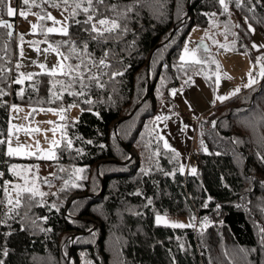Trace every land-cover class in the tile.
<instances>
[{"label":"trees","instance_id":"obj_1","mask_svg":"<svg viewBox=\"0 0 264 264\" xmlns=\"http://www.w3.org/2000/svg\"><path fill=\"white\" fill-rule=\"evenodd\" d=\"M226 3L227 12L218 0H105L118 11L132 5V11L124 18L99 6L127 31L117 30L106 43L89 41L88 51L97 59L109 52L111 67L103 69L104 87L93 85L82 96L68 91L61 95L60 85L53 89L54 79L66 81L60 74L38 72L20 84L12 79L19 50L16 17L7 16L6 5L0 3L1 20L10 19L13 25L0 27L3 264H264V77L200 117L195 174L179 170L182 155L164 146L156 120L161 104L172 101V90L192 86L197 74L214 84L217 64L212 59L181 67L182 48L193 26H227L230 51L264 57V45L253 48L249 30L251 25L264 37V0H243L240 7L235 0ZM36 5L30 10L40 15L64 8L45 0H36ZM18 7L29 10L22 0ZM85 18L82 12L76 17ZM50 21L39 20L36 35L52 46L67 41L69 37L44 31ZM69 25L77 46L89 39L82 31L87 25ZM60 51L67 55V45ZM114 72L122 75L113 77ZM75 90L80 91L79 85ZM13 104L81 108L78 120L66 125L49 172L40 180L43 197L24 193L14 198L5 188L13 159L6 153ZM9 197L19 198L20 205H9ZM162 213L190 215L191 225L157 224L155 216Z\"/></svg>","mask_w":264,"mask_h":264},{"label":"rangeland","instance_id":"obj_2","mask_svg":"<svg viewBox=\"0 0 264 264\" xmlns=\"http://www.w3.org/2000/svg\"><path fill=\"white\" fill-rule=\"evenodd\" d=\"M8 4L17 10V14L14 17H16L15 24L19 50L18 56L14 62V70L20 74L24 73L25 76H27V74L46 72L39 67L40 64H45L47 69L51 70L60 58L51 51L47 53L44 52V49L48 48L50 44L36 35L39 31V27L35 33L31 30V25L33 23L39 25V18L36 15L38 12L19 8L18 0H8ZM21 10L28 11L29 14L27 18L19 15ZM50 13L57 20L62 22L64 21V17L69 15L67 11L63 10H53ZM67 23L69 24V21ZM47 27H53L52 21L46 25V28ZM253 29L255 31L253 32L252 46L253 44L257 45L255 48L263 46L264 37L255 28ZM21 35H23V42H21L20 39ZM231 38L232 36L226 30H222L217 24L210 25L206 28L195 25L190 29L182 48L181 56L184 54V48L186 46L191 50L200 46L201 41H207L209 49L205 51V49L200 46L197 56L205 61L212 59L218 62L219 69L216 67L214 73L218 71L220 74L219 84L217 85L215 82V75L214 84L211 85L201 74H197L192 86L175 88L176 95H172V101L163 102L157 113V116H167L169 114L167 109L170 108L172 104H176L179 106L180 110L190 113V116L185 121L186 128L190 130L189 150L185 153V162H189V157H191L192 164L190 169L186 165L184 167L185 171L190 170L191 172L192 168L196 169V154H198L201 149L200 140L195 133L198 119L214 107L228 100L221 102L216 99V97L229 96L232 98L234 96L231 95V93L235 89L239 88V93H241L243 90L259 85L263 80V77L260 75V65L262 61L259 60V62H257L258 58H260L259 55L255 54V56H251L246 52L230 51L228 48L231 44ZM31 41L39 42L37 44L40 48L39 52L35 50V47L31 46L29 43ZM220 44L227 45V49L220 50ZM21 48L23 49L22 56L20 54ZM18 64L20 65L19 68L16 67ZM249 72H251L252 78L256 80V83L252 84L251 87H246L249 83ZM33 109H36V111L33 112ZM40 109L44 108H37L26 104H13L10 107L6 137V153H8L9 143L13 149L18 147L21 148L18 155L11 156L13 159L10 161L9 175L6 174L7 185L5 188L7 193L14 198L17 196V191L13 188L16 184L22 187L35 188L39 192L45 190V188L41 186L40 180L49 172V161L56 157V149L62 144L66 136V125L78 120L81 112V108L78 105L67 108H55L52 109L53 111H40ZM61 109H65L62 113L64 119H61V116L56 114ZM160 111L162 112L160 113ZM47 121H52L53 123L50 124L47 123ZM163 123V120L158 121L157 125L159 131L163 129ZM36 128H39L40 131H25V129ZM52 129H55V132H53ZM52 141L57 142L55 146L52 144ZM49 151L53 152L54 156H52V158H44ZM27 153H32L33 155H28ZM18 158L25 160H17ZM13 166H15V172L19 173V175L13 174ZM25 180L28 181L27 184H25ZM158 216L161 217L159 223L157 222ZM155 222L162 225L182 223L188 227L191 225V217L187 214L176 215L162 213L155 216Z\"/></svg>","mask_w":264,"mask_h":264},{"label":"snow or ice","instance_id":"obj_3","mask_svg":"<svg viewBox=\"0 0 264 264\" xmlns=\"http://www.w3.org/2000/svg\"><path fill=\"white\" fill-rule=\"evenodd\" d=\"M45 2H50L52 7H54V8H59V7H61V5H63L64 6L63 11H68V9L71 8V12L69 13L68 16L64 17L63 22L60 20H57L54 16L51 15V13H46L45 15H40L39 13L36 14L38 16L39 20H41V21H43L45 19L52 21L53 27H47L46 29H44V31L46 33H59L65 37H69V39L67 41L57 43L55 46H52L50 44L48 46V48L44 49V52L47 53V52L51 51V52L55 53L57 55V57H59L60 59H58L57 64L51 70H48L45 64H40L39 67L41 69H44L52 77H56L57 74H60L66 78V81L54 79L52 82V88L55 89L57 85H60V87L62 89V91L60 93L61 95H62L63 91H68L69 94L72 96L84 95V91L93 85L96 87H99V88H103L104 83L102 82L101 78L104 75H107V73L104 72L103 69H108L111 67V65L107 62L109 52L104 51L102 56L99 59H97L96 57L93 56V54L91 52L88 51L89 41H95L97 43H106L107 40L111 38L112 33L116 32L117 30L127 31V29L126 28L121 29V25L119 23V20L104 15L103 12H101V9L99 6H104V9L106 11H110L112 13H115L118 17L122 16L124 18H127V12L132 11V5H126L125 9L123 11H118L117 5H115V4L105 5V0H59V2H56V0H45ZM218 2L223 7V10L225 12H227L228 11V3H226V0H218ZM0 3L6 5L7 16L13 17L17 14V10L8 4V0H0ZM235 3L238 7H240L243 4V0H235ZM22 4L29 6V11H30V8L32 6H37L36 0H22ZM81 12L86 17L83 21L76 19V17L78 15H80ZM28 14H29L28 11L21 10L19 12V15L21 17H24V18H27ZM212 15H215V13H213ZM97 16H100L101 18L97 19ZM68 21H71L72 23L77 24V25H80V24L87 25L88 27H84L82 29V31L87 33L89 39L81 41L80 45L77 46L76 41L72 40L70 37V33H69L70 25L67 23ZM0 27L11 29L12 24L4 22V21H0ZM38 27H40V25L33 23L31 25L32 32L35 33ZM225 27L227 30V26H225ZM235 27H239V25H235ZM249 30L253 31V32L255 31L254 29H252L251 25H249ZM8 35L11 36L12 32L9 31ZM233 35H236V34L233 33ZM20 39H21V42H23V35H21ZM29 43L31 44V46L35 47V50L37 52L40 51V48L37 46V44L39 42L31 41ZM64 45H67V47H68V54L67 55L60 51V48ZM199 47L200 46H197V48L191 49V50L187 46L184 48V54L180 58L181 61L183 62L181 67H183L184 65H187L189 63L194 64V65H203V64L207 63V61L202 60L197 56V53L199 51ZM219 47L222 49H227L228 46L225 44H220ZM253 47L255 48V47H257V45L253 44ZM205 51H207L206 46H205ZM20 54H21V56L23 55V49L22 48H21ZM70 58L75 59L78 62L75 64L66 63V61H69ZM262 59H264V57L258 58L257 62H259V60H262ZM212 63H216L217 69H219L218 62L213 60ZM16 67L19 68L20 65L18 64ZM260 68H261L260 75L262 77H264V64H261ZM93 69H95V71H93ZM20 75H21V79H18L15 81L18 84L23 83L25 78L29 79V80L32 79V76H33V74H27V76H25L24 73H21ZM116 75H122V73H120V72L112 73L113 77ZM214 75L216 76L215 82L218 85L219 80H220V74L217 71L216 73H214ZM248 76H249V83L246 85V87H251L252 84L256 83V80L252 78L251 72L248 73ZM208 78L211 79V77H208ZM190 79L191 78H189V81H185V83H189ZM76 85H79L80 91L75 90ZM239 91H240V89L237 88L231 93V95L235 96L239 93ZM20 95H23V92H21ZM171 95L175 96L176 90H172ZM53 96H57V93L53 92ZM229 98H230L229 96H217L216 97V99L220 100L221 102H223ZM86 103H91V101L88 100V101H86ZM74 106L75 105H70L69 107H74ZM32 111L35 112L36 109H33ZM40 111H53V110L52 109H47V110L40 109ZM64 111H65V109H61L56 114L60 115L61 119H64V116L62 115V113ZM167 119H169V117H167V116H163V117L157 116L156 117L157 121L167 120ZM47 123L51 124L53 122L47 121ZM25 131H27V132H31V131L39 132L40 129L39 128L25 129ZM52 131L55 132V129H52ZM161 139H162V137H161ZM237 142H239V141H237ZM0 143H4V141H0ZM56 143H57L56 141H52V144L54 146L56 145ZM67 143L69 146L71 145L70 140ZM164 146L169 147V145L167 144V141L164 142ZM20 151H21V148L18 147L16 149H13L11 147V144L9 143L8 153H7L9 156L18 155L20 153ZM172 151L175 152L174 149ZM205 151H207L206 148H205ZM27 154L33 155L32 153H27ZM176 155L178 156L179 153H176ZM52 156H54V153L49 151L44 158H52ZM261 159H264V157H262ZM61 170L63 171V169H61ZM179 170L181 172H183L184 167L181 166ZM76 171L77 172H83L84 170L83 169H77ZM191 172L193 174H195L196 169L192 168ZM13 174L19 175V173L15 172V166H13ZM2 175H3V173H0V176H2ZM45 182H47V181H45ZM27 183H28V181L25 180V184H27ZM13 188L15 191H17L18 196L22 195L24 193H29L33 197L36 195H40L41 197L46 195V193L39 192L35 188L22 187L19 184L14 185ZM7 202L9 205L15 204L16 206L20 205V203H21L19 198L16 199L15 201H13L10 197H9ZM53 207H55V205H53ZM160 220H161V217L158 216L157 222L159 223ZM170 226L173 228L186 227V225H184L182 223H172ZM3 254L6 256L7 252L4 251ZM0 264H3V262L0 261Z\"/></svg>","mask_w":264,"mask_h":264},{"label":"crops","instance_id":"obj_4","mask_svg":"<svg viewBox=\"0 0 264 264\" xmlns=\"http://www.w3.org/2000/svg\"><path fill=\"white\" fill-rule=\"evenodd\" d=\"M167 111L169 113L167 115L169 119L163 120L164 121L162 125L163 129L160 131L161 135L163 137L164 142L167 141V144L169 145L168 148L177 149L181 153L183 167L187 165L190 169L191 164H192L191 157H189L190 161L188 159L189 162L187 163L185 162V158H186L185 153L186 151L189 150V131L190 130L186 128V122H185L188 117L182 116V113L185 111L180 110L179 106L176 104L175 105L172 104L171 107L167 109ZM161 112L162 111H160V113ZM163 116H166V115H163ZM195 133H196V130H195Z\"/></svg>","mask_w":264,"mask_h":264},{"label":"water","instance_id":"obj_5","mask_svg":"<svg viewBox=\"0 0 264 264\" xmlns=\"http://www.w3.org/2000/svg\"><path fill=\"white\" fill-rule=\"evenodd\" d=\"M189 12H190V11H189ZM1 21H4V22H7V23L12 24V20H10V19H3V20H1ZM11 29H13V25H12V28H11ZM200 46H201L202 48H204V49H205V46H206V48L209 49L208 43H207V41H205V40H204V41H201ZM148 93H149V91H148ZM148 93L146 94V96L144 97V99H146V97L148 96ZM134 111H135V109L132 111V113H133ZM132 113H131V114H132ZM129 116H130V115H129ZM129 116H126V117H122V118H120L118 122L123 121L125 118H127V117H129ZM103 191H104V186H103L101 192H103Z\"/></svg>","mask_w":264,"mask_h":264},{"label":"built area","instance_id":"obj_6","mask_svg":"<svg viewBox=\"0 0 264 264\" xmlns=\"http://www.w3.org/2000/svg\"><path fill=\"white\" fill-rule=\"evenodd\" d=\"M1 15H2V14H1V11H0V20H1ZM19 78H21L20 73H18L17 71H14V73H13V75H12V79H13V80H18ZM182 116H183V117H189V116H190V113L187 112V111H185V112L182 113ZM199 120H200V118L198 119L197 123L199 122Z\"/></svg>","mask_w":264,"mask_h":264}]
</instances>
